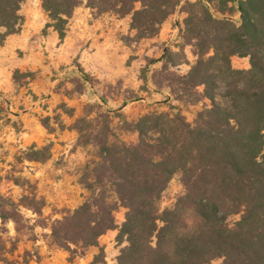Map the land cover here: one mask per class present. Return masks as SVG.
<instances>
[{"label": "trees", "instance_id": "16d2710c", "mask_svg": "<svg viewBox=\"0 0 264 264\" xmlns=\"http://www.w3.org/2000/svg\"><path fill=\"white\" fill-rule=\"evenodd\" d=\"M25 1L0 0V28L7 30L1 41L21 31L19 11ZM40 1L50 21L46 29L54 28L62 41L68 20L84 0ZM85 1L98 16L131 17V29L142 38L156 35L180 2ZM206 1L222 15L237 10L239 25L214 17L202 1L185 2L183 38L195 47L197 61L186 76H176L167 65L159 75L165 76L176 100L210 102L194 123L181 113L148 114L130 126L137 141L119 143L111 140L108 124L87 134L92 121L76 122L81 143H92L98 152L88 167L93 180L82 182L89 197L51 226L54 244L72 257L83 256L117 229L116 242L122 247L113 264H210L215 258L223 264H264V0ZM233 56L249 58L251 68L234 70ZM83 78L90 81L87 74ZM177 174L184 194L160 212L161 197ZM30 188V196L19 203L0 200L1 221H14L17 231L21 207L41 215L45 206ZM120 207L126 213L118 227ZM240 213L230 227L228 218ZM2 251L0 263L17 264ZM102 255L95 264H108Z\"/></svg>", "mask_w": 264, "mask_h": 264}, {"label": "rangeland", "instance_id": "374dc122", "mask_svg": "<svg viewBox=\"0 0 264 264\" xmlns=\"http://www.w3.org/2000/svg\"><path fill=\"white\" fill-rule=\"evenodd\" d=\"M187 1H202L214 17L240 23L237 10L222 15L217 5H209L206 0H180L159 32L142 38L131 29V17L120 18L113 13L98 16L84 0L68 20L61 41L54 28L46 29L50 21L40 0H27L21 5V31L12 34L18 38L19 47L9 68L11 85L6 73L1 77L0 200L19 203L24 195L30 196L33 186L45 206L41 215L21 207L19 231L14 221L3 223L0 219V248L7 259L17 264H95L102 251L108 264L116 262L122 247L116 242L117 229L108 231L98 246L76 257L54 244L51 237L52 224L90 195L82 182L93 180L92 175L88 177V167L91 170L98 150L92 143L82 144L74 126L78 120H90L94 128L85 133L93 134L108 124L111 140L135 143L138 135L130 126L145 115L181 113L192 124L201 111L211 107L206 99L197 103L186 97L176 100L165 76H159L164 65L176 76H186L197 61L195 47L183 38ZM28 18L32 33L26 38L28 45H23L22 31L28 28ZM84 20L85 25L81 23ZM70 22L80 23V28H70ZM52 31L58 35L56 42L50 40ZM6 32V28H0L1 35ZM66 36L70 44L64 47ZM7 38L0 39L2 46ZM35 43L41 50L42 67L36 71L20 68L19 64L31 63ZM231 67L248 71L249 58L233 56ZM183 194L177 174L161 197L160 212L172 208ZM125 213L123 207L117 210L116 226L123 224ZM240 219L241 213L232 215L227 223L232 227ZM210 264H223V259L215 258Z\"/></svg>", "mask_w": 264, "mask_h": 264}, {"label": "crops", "instance_id": "0c3cea01", "mask_svg": "<svg viewBox=\"0 0 264 264\" xmlns=\"http://www.w3.org/2000/svg\"><path fill=\"white\" fill-rule=\"evenodd\" d=\"M75 19H77L75 17ZM28 20V28L27 29H24L22 31L23 35H22V38H24L25 40L22 42L23 45H28V42L26 43V38L27 37H30L29 35L32 33L31 30H30V20L31 19H27ZM83 25H85V20L81 22ZM70 24L72 26H70V28H76V27H79L80 28V23H77V22H74L73 24L70 22ZM34 33V32H33ZM103 34L104 31H102ZM49 38V37H48ZM50 40L51 41H57L58 40V35L56 33H54L53 31L51 32V35H50ZM18 38L15 37V35H9L5 44L2 46L0 44V90L3 89V82H2V79L1 77L4 75V73H6L8 75V83H10L11 85V71L12 69L9 70L10 67L13 66L14 62H15V50L19 47L18 45ZM70 44V37L69 36H66V39L64 41V47L69 45ZM39 48V45L37 43H35L33 45V50L32 52L30 53V59H31V63L29 64H19V67L22 68V67H25V68H28L32 71H36L38 70L39 68L42 67L41 65V60H42V57H41V50L38 49ZM7 87V85H6Z\"/></svg>", "mask_w": 264, "mask_h": 264}]
</instances>
